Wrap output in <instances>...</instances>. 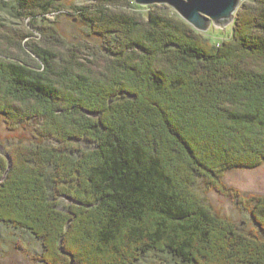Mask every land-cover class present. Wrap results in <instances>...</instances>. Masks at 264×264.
Here are the masks:
<instances>
[{
  "label": "trees",
  "instance_id": "obj_1",
  "mask_svg": "<svg viewBox=\"0 0 264 264\" xmlns=\"http://www.w3.org/2000/svg\"><path fill=\"white\" fill-rule=\"evenodd\" d=\"M63 1H0L29 19L23 32L0 31V122H36L30 145L0 153V222L38 240L42 264H135L148 253L264 264V197L223 182L264 163V0L244 3L220 43L177 15L112 9H142L132 0L76 7L102 42L96 67L48 18ZM198 178L237 199L256 231L216 213Z\"/></svg>",
  "mask_w": 264,
  "mask_h": 264
},
{
  "label": "rangeland",
  "instance_id": "obj_2",
  "mask_svg": "<svg viewBox=\"0 0 264 264\" xmlns=\"http://www.w3.org/2000/svg\"><path fill=\"white\" fill-rule=\"evenodd\" d=\"M97 1L98 0H65L62 2L65 6L64 10L48 17L51 20V24L57 29L59 35L65 39L67 45H79L84 53L83 57L93 63L95 67L97 64L103 63L104 59H106L101 49L102 42L97 35L91 32L90 26L83 20L81 12H77L74 8L85 9L87 7L86 9L91 10L94 9V4H96ZM250 1L252 0H245L242 2L237 12L244 3ZM120 4L119 6L113 5L112 9L123 10L129 15L141 14L144 19H146L150 11L177 15V13L167 5L143 6L142 9L137 10L129 7L125 1ZM28 21L29 19H25L24 22L17 20L11 16L8 10L0 11L1 32H10L12 34L23 32L28 28ZM233 24L234 22L224 28L211 27L207 32L203 33V35L213 43H220L229 38ZM41 39L40 37L34 40L39 41ZM58 49L64 51V48ZM27 52L31 54L28 49ZM34 125H36V122L22 125L18 127L17 130L10 131L7 128V124L1 121L0 153L3 154V156H7L5 153L10 145H30V143L34 141ZM42 141L43 140H41V142ZM48 143L56 144L53 140L48 141ZM78 144L82 147L91 146V143L87 141L78 142ZM223 182L228 187L237 190L244 198L252 195L264 197V163L256 169H235L228 171L223 176ZM196 185L197 192L200 193L207 204L211 205L216 213L233 221L245 231H256L257 227L251 215L243 207L238 205L237 199L230 198L207 187L202 183L200 178H198ZM59 201L60 205L58 208L67 212V207L72 202L64 198H60ZM41 252L42 246L37 239L25 231L15 229L10 225H5L0 222V264H42L35 260V256L39 255ZM135 264H174V262L168 256L148 253Z\"/></svg>",
  "mask_w": 264,
  "mask_h": 264
},
{
  "label": "water",
  "instance_id": "obj_3",
  "mask_svg": "<svg viewBox=\"0 0 264 264\" xmlns=\"http://www.w3.org/2000/svg\"><path fill=\"white\" fill-rule=\"evenodd\" d=\"M2 1V0H0ZM10 1V0H4ZM140 7L167 5L195 31L207 32L211 27L224 28L234 22L235 14L245 0H133ZM88 115H90L88 113ZM97 116V115H95ZM8 158V157H6ZM71 201V199H68Z\"/></svg>",
  "mask_w": 264,
  "mask_h": 264
}]
</instances>
